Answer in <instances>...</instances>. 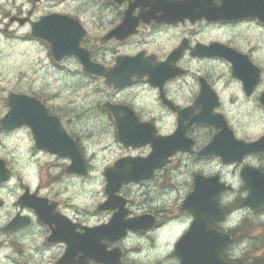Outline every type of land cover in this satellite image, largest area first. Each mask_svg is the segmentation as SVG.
Listing matches in <instances>:
<instances>
[{
	"label": "clouds",
	"instance_id": "clouds-1",
	"mask_svg": "<svg viewBox=\"0 0 264 264\" xmlns=\"http://www.w3.org/2000/svg\"><path fill=\"white\" fill-rule=\"evenodd\" d=\"M62 2L64 0H0V193L5 199L11 198V209L0 213V264H56L58 256L65 259L70 248L67 240L52 242L48 239L61 227L56 218L71 226L85 225L83 229L72 228L74 236L83 237L89 232L111 228L122 212L125 213L123 224L145 217L151 218L152 223L148 227H125L114 239L99 236V247L107 256L117 252L118 264H189L185 256L178 254V248L197 226L198 219L204 218L200 209L186 207L190 197L197 193L198 181L219 185V190L211 193L208 200L222 212L225 207L229 209L220 221L208 217L205 222L208 234L227 240L224 246L214 250L212 264H264V199L259 195L253 198L254 191H259L245 177L246 171H253L247 161H252L256 173L264 176V142L251 148L242 145L248 150L242 151L234 161L218 151H210L214 141L227 129L217 126L213 135L217 108L197 100L201 82L197 78L199 74L190 69L207 64L219 69L211 79L214 84L222 83L225 88L234 90L233 107L238 116L233 124L241 137L264 136V105L253 104L245 97L249 86L246 81L233 77L232 65L227 59L200 56L193 47L169 55L170 49L176 48L185 37L193 43H206L222 32L230 37L231 48L264 62V0H74L73 14L88 21L92 33L82 45L87 51L75 54L58 51L53 34L37 31L45 22L73 23L56 16L39 18L45 10ZM191 3L204 4L218 12L226 4L254 5L261 14L239 17V24L221 23L224 17L220 15L214 19L203 14L183 16L181 20L193 22L183 28L163 20L166 8L159 6ZM129 14L135 22L156 21L150 26L151 31L146 29L147 36L166 35L168 42L163 46L151 39L130 43L119 40V32L114 33L110 42H97V33L126 24ZM77 47L81 45L78 43ZM93 51L95 55H91ZM142 51L145 54L137 56ZM81 54L110 70L91 67L88 59L87 64L84 59L82 62ZM125 56L135 59H116ZM137 62L150 70H137ZM125 63L129 67L122 75H117ZM161 67L174 75L157 84L153 82L151 70ZM93 72L99 76H92ZM162 92L171 104L161 102ZM13 97L29 101L42 113L43 119L54 123L60 134L64 133V126L70 128L73 139L82 149L76 152L82 171H71L75 159L70 152L43 144L33 123L7 126L14 110ZM29 97H37L51 106L52 115ZM121 102L128 103L142 120L151 121L155 128L151 138L132 145L146 159H121L106 169L105 164L112 165L117 159L116 144L124 142V122L131 116L137 125L143 126L126 108L107 107ZM194 104L195 107L190 108L191 116L186 118L182 109ZM205 113L206 123L199 127L206 152L201 148L193 151L192 141L185 138L184 146L172 148L150 167L147 178L128 177L113 185L110 174L135 163L151 161L161 137H169L163 142L174 140L192 122L205 117ZM207 159L216 164L215 172L207 169L204 163ZM240 161L245 163L242 165ZM222 172L229 173L231 178L221 182ZM65 196L67 202L61 203ZM113 197L122 205L107 207ZM25 198L42 202L51 209L49 219H42L37 207L23 203ZM99 203L104 207L97 209ZM173 208H180L181 212L172 215ZM17 221L18 225L13 227ZM168 224L181 227L161 236V229ZM71 264H105V261L96 254L75 251ZM198 264H207V261Z\"/></svg>",
	"mask_w": 264,
	"mask_h": 264
},
{
	"label": "flooded vegetation",
	"instance_id": "flooded-vegetation-1",
	"mask_svg": "<svg viewBox=\"0 0 264 264\" xmlns=\"http://www.w3.org/2000/svg\"><path fill=\"white\" fill-rule=\"evenodd\" d=\"M74 0H64V2L60 3L57 7L52 8L50 10H45V13L40 16V19H47L49 16H56L61 17L65 20H71L73 23L71 25H57L55 22L53 24H49V22H46L45 24L38 27L37 31L39 33L51 31L54 34H57L59 37H61L63 40L67 38L70 41H77L81 47L78 49L81 52H86L87 50L82 47V45L87 41L88 37L92 35L90 31V24L88 21L81 19L74 15L75 9L71 6L73 4ZM159 7L166 8V15L163 18L165 22L173 24L177 28H183L185 25L192 24V21L189 20H181L180 17L183 16H191V15H199V13H203L204 10H209L210 7L199 4V3H191L185 6H171V5H161ZM197 11L195 14L192 12V14H189L190 11ZM204 15V14H203ZM128 13H125V19H127ZM13 19H16V17H13ZM147 19V18H145ZM241 21H224L222 20L221 23L225 24H239ZM156 21L154 20H141L139 22L132 21L129 14V21L124 24L117 26L116 28H113L103 34L97 33L96 36L98 37L97 42L105 41L110 42L113 37L114 33L119 32V40L127 41L130 43L137 42L141 39L148 41L149 39L154 40L157 44L163 46L168 42V37L166 35H156L154 37H148L146 34L147 31H151V25L155 24ZM191 29H189L190 31ZM83 33V35H81ZM230 37L226 35L225 33H220L219 35H213L211 39L207 40V42L198 41L193 43L191 39L188 37H185L182 39L179 43V45L176 48L170 49L169 55H175L177 52L183 51L187 47H193L194 50L197 52L200 56L205 57H215V58H222L227 59L229 63L232 65V74L235 79H240L242 81H246V83L249 86L250 91L245 90V97L249 99L253 104H260L264 105V62L257 61L253 59L250 55H248L246 52H240L234 48H231L230 46ZM95 51L91 55H95ZM145 52H139L137 53V56L144 55ZM86 56L85 54H83ZM101 55L103 53L101 52ZM89 60V64L91 67H105L106 71H109L104 64H95L90 59V57H86ZM117 60H128V59H135V57H117ZM157 60L159 62V58L157 57ZM163 63H167V61H163ZM87 64V63H86ZM129 67L128 64H122L120 68L118 69L117 75H122L124 71L127 70ZM137 70L139 71H149L147 67L139 64L137 62ZM69 72H72V69L68 70ZM152 71V78L154 83H159L162 79L165 77H171L174 74L170 72L166 67H161ZM182 71V70H180ZM190 71L194 73H198L199 75L197 78L199 79L200 83V94L197 96V100L204 103V104H211L215 105L217 108L216 116L218 119H216L212 123V130L213 135L215 134L216 127L219 126L220 128H225L227 131L224 133L223 136L218 137L217 140L214 141V145L210 149V151H218L222 153L226 159L229 161L237 160L241 154L242 151H247L248 149H244L242 145H246L249 148L252 146L260 145L262 142H264V136H257L254 139L252 137H241L238 134V129L233 124V119L238 116L236 113L234 107H233V101L235 99V93L233 89L225 88L222 83L214 84L211 77L214 73L219 72L218 68L212 67L210 64L203 65V66H193ZM92 76H99V73H90ZM105 86L108 87L107 80L104 81ZM125 87L128 85L125 84ZM13 95H20L19 92H12ZM30 99L37 100L38 104H41L43 107H45L46 110L49 111V115H52V108L49 105L44 104L43 100L37 98V97H29ZM161 102L171 104L170 101L166 100V97L164 96L163 92L161 93ZM13 104V114L14 116L11 118V121L8 122L7 126L13 125V123L16 121V118L25 115L29 118H33L35 121H39L43 119L42 113L39 112L38 109L35 108V106L31 105L29 101L26 100H17L15 97H13L12 100ZM108 108L113 107H121L126 108L128 111L132 112V115L136 117L137 120L140 121V124L143 126H139L136 124V121L133 117H129L128 121H125L123 124V127L125 125L128 126V134L130 137H150L152 135V131L155 128V125L151 121H144L139 116V114L135 113L131 106L126 102H121L119 104L115 105H107ZM195 107L194 105L189 106V108L182 109V111L185 112V117L191 116L190 108ZM111 115V113H109ZM206 116L207 113H205V117H201V120L192 122L191 126L188 127L181 135H177L176 133H173V136H176L173 140V148L184 146L187 142L183 141L185 138L192 141L193 144V151H196L197 148H201L202 151H207V148L202 145V139L203 134L200 130L199 125L206 123ZM32 121V120H30ZM49 122V120H45V123ZM44 123V124H45ZM63 126V125H62ZM179 131V129H178ZM64 133L65 135L70 138L77 149V151H82L80 149L79 142L72 137V132L70 128L64 126ZM119 134H117L116 140L119 141ZM162 139H166L168 137H161ZM137 142H130L128 146H125L123 143L119 142L116 144V147L120 148L121 152L117 154V159L113 161L112 165H107L105 168H109L114 166L115 163L119 162L121 159H134V160H144L145 157L138 154V149H135L132 147V144H135ZM61 151H65L64 143H61ZM115 150V149H114ZM164 153H160L159 156L156 157V160H160L164 157L165 154H167L170 149H165ZM136 152L137 154L133 155L132 153ZM169 160H171V157H169ZM174 163V161H173ZM205 165L207 166V169L210 172H215L216 170V164L211 160L207 159L204 161ZM240 163L243 165L245 162L240 161ZM247 165L253 169L251 172H245V177L249 180L250 185H255L258 189L259 193L254 191L253 198H255L257 195L261 199H264V176H260L258 173H256L255 165L252 161H247ZM146 164V163H143ZM167 166V165H166ZM79 164L75 163V166L71 171H79ZM75 174V173H74ZM230 175L227 172H222L219 176V179L221 182H226L230 179ZM215 179V177H213ZM212 186V190H219V185H217L214 182L206 183L202 181H198V187L197 190H201V204L204 206L205 203H208V194L210 192V187ZM27 194V193H26ZM123 199V197H121ZM198 201V203H200ZM23 203L31 204L32 206L37 207V210L41 213L42 219H49V213L51 209L46 208L45 205L42 202L34 201L28 198H25ZM49 203H52V201H49ZM61 203H65L62 201ZM239 203V202H237ZM251 203V201H249ZM103 205V203H99L96 208L100 209V207ZM122 202L117 200L115 197L111 200L109 206L110 207H116L121 206ZM191 207H195L193 204H190ZM193 205V206H192ZM11 209V198L5 199L4 195L0 193V213L4 211H8ZM228 208L225 207L223 209V212L218 208L219 214L215 216L214 221H220L223 217L227 215ZM181 212V209L178 208V213ZM125 213H121L120 216H117L115 220L113 221L112 233L110 234V238H113L115 236H118L121 234L122 230L121 227H123L125 224L122 222V216ZM176 215V214H173ZM58 222L61 224V227L58 231L55 232V235H50L48 237L49 240L52 242L58 241L57 238L59 237L60 233L63 231H66L69 235V237H73L74 242H76V238H80V236H74L73 235V227L81 228L86 227L85 225H68L64 224L63 221H59V218H56ZM65 219H68L65 217ZM19 221L14 223L13 227H16L18 225ZM152 223L151 218H143L139 221H134L130 223L129 225L134 227H148ZM157 223H159V220H157ZM69 224H71V221H69ZM177 226L181 227L180 224H176ZM103 226V225H100ZM217 226L214 224V227ZM224 246V245H223ZM75 251H80V249L74 250L72 254L67 255L68 262L67 264H71V257L75 254ZM58 255V254H57ZM117 255H119L117 252H114L111 255V258L114 260L116 259ZM63 256H58V259L56 261V264H61L63 260Z\"/></svg>",
	"mask_w": 264,
	"mask_h": 264
},
{
	"label": "water",
	"instance_id": "water-1",
	"mask_svg": "<svg viewBox=\"0 0 264 264\" xmlns=\"http://www.w3.org/2000/svg\"><path fill=\"white\" fill-rule=\"evenodd\" d=\"M192 12L195 14L197 11H190L189 14H192ZM208 15L210 18L213 19L220 15L224 17L223 20H238L239 17H244L248 15H259L261 14L258 12L254 5H238V4H226L224 9L219 10V12L214 8H209V10H204L203 13ZM47 25V22H46ZM53 34L56 37L57 40V49L58 51L62 53H72L75 54L76 52H81L77 47V41H70L67 38L63 40L61 37H59L57 34L52 33L51 31L41 32V34ZM81 60L83 62V59L85 63H87V58L83 54H81ZM30 99V98H29ZM14 116L12 115L9 117L8 122L11 121V118ZM32 120V121H30ZM19 122H31L34 124V126L37 128L38 135L41 138V142L45 145L55 146L56 150H60L61 143H64V148L66 152H70L74 159L75 163L79 164V171L83 170V165L81 164L79 157L76 155L77 149L75 148L72 140L68 138L65 133L60 134L58 129L55 127L54 123L49 120V122L45 123V119H42L39 121H35L34 117L29 118L25 115H21L16 118L15 123ZM45 123V124H44ZM124 129V142L125 146H128L130 142H137L135 144H139L142 141L151 138L150 137H130L128 132V126L125 125L123 127ZM160 138V141L157 142V148H156V155L153 157V159L146 164L143 163H135L130 168L122 169V171L117 173L110 174V179L112 180L113 185H118L119 181L122 179H126L128 177H135L138 180H142L143 178H147L149 176V169L151 166L157 163L156 157L160 155V153H164L166 151L165 149H171L173 148V140H168ZM120 140V138H119ZM133 145V144H132ZM169 151V152H170ZM166 155V154H165ZM164 155V156H165ZM123 160H134V159H123ZM135 161V160H134ZM119 163V162H117ZM112 189L110 188V191ZM218 190H212V186L210 187V192L208 194V197L211 195V193L216 192ZM202 194L201 190H197V193L190 197L186 207H191L190 204H193L195 207L194 209H200L204 213L203 219H198L197 226L194 227L192 233L181 243V245L178 248V254L185 256L189 262V264H198L199 261L206 260L207 264H212L213 258H214V250L216 248H220L223 245L227 243L226 239H222L220 237L212 236L211 234H208L206 232V220L208 217H212L213 219L215 216L219 214L218 208L215 205H211V203L208 200V203H205L204 206H202L200 200H201ZM198 201L200 203H198ZM111 202V201H110ZM109 202V204H110ZM109 204L107 207H110ZM192 205V206H193ZM104 205H102L100 208H103ZM193 208V207H192ZM221 213V210H220ZM115 226L112 223L111 228L109 229H103L98 230L96 233L89 232L87 236L78 237L76 238V242H74L73 237H69L68 233L66 231H63L60 233L59 237L57 238L58 241L67 240L70 244L69 248V254H72L74 250L80 249V251H85L86 255L89 254H96L97 258H102L105 261V264H118V255L116 259H112L111 256H107L104 253L103 248L99 247L98 244V237L99 236H107L109 239L116 238H110V234L112 233V228ZM103 227V226H101ZM125 227H134L129 224H125L123 227H121V230ZM91 231V229H89ZM55 235V233L53 234ZM68 257L66 256L65 259L60 262L61 264H67Z\"/></svg>",
	"mask_w": 264,
	"mask_h": 264
},
{
	"label": "rangeland",
	"instance_id": "rangeland-1",
	"mask_svg": "<svg viewBox=\"0 0 264 264\" xmlns=\"http://www.w3.org/2000/svg\"><path fill=\"white\" fill-rule=\"evenodd\" d=\"M114 151H116L117 154L119 152H121L120 148H118V147H115V150ZM107 165L108 164H105V167ZM68 189H69V191L71 190V182H69ZM67 199H68L67 196H65V199H64V202L65 203L67 202ZM71 207H72L71 205L68 206L69 210H71ZM177 213H178V208H173L171 214L173 215V214H177ZM176 228H179V226H177L176 224H168V225H165V227L161 229L160 234H161V236H163L165 234H169L170 232L174 231Z\"/></svg>",
	"mask_w": 264,
	"mask_h": 264
}]
</instances>
